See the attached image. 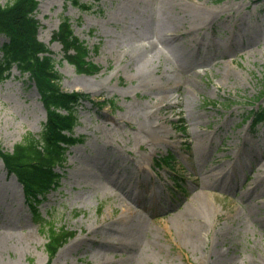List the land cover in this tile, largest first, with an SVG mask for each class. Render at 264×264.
<instances>
[{"label":"rangeland","instance_id":"rangeland-1","mask_svg":"<svg viewBox=\"0 0 264 264\" xmlns=\"http://www.w3.org/2000/svg\"><path fill=\"white\" fill-rule=\"evenodd\" d=\"M78 2L40 0L36 18L63 90L94 101L78 111L84 143L40 217L0 159V264H264V125L248 118L264 108V0ZM65 18L100 73L63 59L52 37ZM174 28L190 31L170 41L179 64L149 47ZM46 120L28 75H0V149L38 136ZM202 182L213 207L193 217ZM42 220L77 233L53 261Z\"/></svg>","mask_w":264,"mask_h":264},{"label":"trees","instance_id":"trees-1","mask_svg":"<svg viewBox=\"0 0 264 264\" xmlns=\"http://www.w3.org/2000/svg\"><path fill=\"white\" fill-rule=\"evenodd\" d=\"M74 4L78 1L74 0ZM38 5L39 0H13L7 5L0 4V34L8 40L0 47V73L10 72L16 66L23 74H29L47 111V122L38 136L27 134L11 152L0 149L6 169L23 185L27 202L34 211L41 198L60 185L62 174L58 169L65 166L70 147L83 142L74 130L80 124L78 106L90 99L89 95L62 89L63 77L56 67L54 54L38 39L40 23L35 17ZM53 39L62 44L64 59L77 73L94 75L102 70L89 59V47L74 35L68 19L61 23ZM262 121V114H254V125ZM42 227L48 236L47 253L51 259L75 236L64 227L57 228L45 221Z\"/></svg>","mask_w":264,"mask_h":264},{"label":"bare ground","instance_id":"bare-ground-1","mask_svg":"<svg viewBox=\"0 0 264 264\" xmlns=\"http://www.w3.org/2000/svg\"><path fill=\"white\" fill-rule=\"evenodd\" d=\"M190 33L189 30H185V29H178V28H174L172 30V32L170 34H166V35H155L154 40H152L151 42H149V47H151V49L156 52V54L160 57V59H165L167 61V63H176L179 64V60L178 58L175 56L171 46H170V41L175 38L176 36H184V35H188ZM235 38H238L239 40H243L245 38V36L243 35H236ZM51 36L48 39V42L50 41ZM165 50H167V55L165 54ZM170 100V98L168 99ZM167 100V102H168ZM177 103V102H176ZM169 104V103H168ZM171 105V104H170ZM262 172V168H257L256 169V173H261ZM208 188V185L205 183H201L200 185H198L195 189H194V203L196 201V206L193 213V217L194 214H198V211L200 212H210L212 209V204L209 202L208 200V196L209 193L206 192ZM198 200V201H197ZM133 200H131V203L128 204H124L125 205V211L128 214H131L134 212L135 207L133 206L132 202ZM193 209V208H192ZM183 215H188V213L186 212V210L182 211ZM191 225H194V223H190ZM93 243L97 242L94 240H91ZM100 243H103V241H99Z\"/></svg>","mask_w":264,"mask_h":264}]
</instances>
